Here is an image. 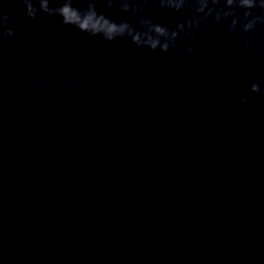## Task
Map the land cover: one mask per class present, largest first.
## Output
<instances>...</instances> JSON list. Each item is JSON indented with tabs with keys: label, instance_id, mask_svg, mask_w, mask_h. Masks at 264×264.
Here are the masks:
<instances>
[{
	"label": "water",
	"instance_id": "95a60500",
	"mask_svg": "<svg viewBox=\"0 0 264 264\" xmlns=\"http://www.w3.org/2000/svg\"><path fill=\"white\" fill-rule=\"evenodd\" d=\"M66 2L0 0V264H264V0Z\"/></svg>",
	"mask_w": 264,
	"mask_h": 264
},
{
	"label": "clouds",
	"instance_id": "9594fccd",
	"mask_svg": "<svg viewBox=\"0 0 264 264\" xmlns=\"http://www.w3.org/2000/svg\"><path fill=\"white\" fill-rule=\"evenodd\" d=\"M81 5L86 4L87 0H79ZM45 11H48L47 4L44 5ZM58 13L62 17V22L65 25H70L77 28L82 33H87L90 36H100L110 44L115 43L117 38L127 36L132 43L138 47H148L151 50H156L160 47L163 51L169 49V43L161 44L158 38L146 33L137 32L129 23H116L106 17L103 12H98L95 4L88 5L87 10L81 11L79 7L73 5V0H67L59 9ZM155 32L158 36L167 35L165 29L162 27H155ZM175 35V34H173ZM127 72V65H125V73ZM121 80L124 79L122 76ZM256 90V86H253ZM205 158L207 153L204 154Z\"/></svg>",
	"mask_w": 264,
	"mask_h": 264
}]
</instances>
